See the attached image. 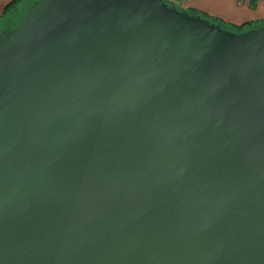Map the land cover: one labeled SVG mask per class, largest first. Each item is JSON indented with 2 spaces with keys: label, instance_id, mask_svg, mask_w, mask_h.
<instances>
[{
  "label": "water",
  "instance_id": "95a60500",
  "mask_svg": "<svg viewBox=\"0 0 264 264\" xmlns=\"http://www.w3.org/2000/svg\"><path fill=\"white\" fill-rule=\"evenodd\" d=\"M0 264H264V25L34 0L1 29Z\"/></svg>",
  "mask_w": 264,
  "mask_h": 264
},
{
  "label": "crops",
  "instance_id": "0c3cea01",
  "mask_svg": "<svg viewBox=\"0 0 264 264\" xmlns=\"http://www.w3.org/2000/svg\"><path fill=\"white\" fill-rule=\"evenodd\" d=\"M27 0H0V30L13 27ZM183 9H196L225 22L241 24L264 20V0H175Z\"/></svg>",
  "mask_w": 264,
  "mask_h": 264
},
{
  "label": "trees",
  "instance_id": "16d2710c",
  "mask_svg": "<svg viewBox=\"0 0 264 264\" xmlns=\"http://www.w3.org/2000/svg\"><path fill=\"white\" fill-rule=\"evenodd\" d=\"M188 11L190 13H192V14H199L200 16H202L204 18H207L210 21L221 25L223 28L230 29V30H233V31H240V30H243V29H246V28L257 27V26L264 25V20H258L256 22H251V21L250 22H243L241 24L234 25V24H231V23H228V22H224L223 20H221V19H219V18H217L215 16L208 15V14H206L204 12L195 11L194 9H188Z\"/></svg>",
  "mask_w": 264,
  "mask_h": 264
},
{
  "label": "rangeland",
  "instance_id": "374dc122",
  "mask_svg": "<svg viewBox=\"0 0 264 264\" xmlns=\"http://www.w3.org/2000/svg\"><path fill=\"white\" fill-rule=\"evenodd\" d=\"M34 0H27L24 2V4L21 6V9H20V12H19V17L24 13V11L27 9V7L33 2ZM165 2L168 4V5H174L176 6L177 8H180V9H183L179 2L180 1H175V0H165ZM195 11H198L195 9ZM225 22V21H224ZM231 24H234V25H238V24H235V23H232L230 22Z\"/></svg>",
  "mask_w": 264,
  "mask_h": 264
}]
</instances>
